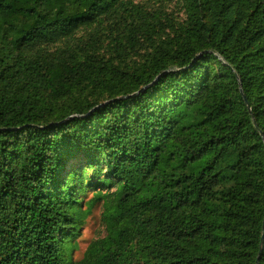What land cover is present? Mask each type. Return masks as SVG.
<instances>
[{"label": "trees", "instance_id": "obj_1", "mask_svg": "<svg viewBox=\"0 0 264 264\" xmlns=\"http://www.w3.org/2000/svg\"><path fill=\"white\" fill-rule=\"evenodd\" d=\"M167 1L0 0V264H264V0Z\"/></svg>", "mask_w": 264, "mask_h": 264}, {"label": "rangeland", "instance_id": "obj_2", "mask_svg": "<svg viewBox=\"0 0 264 264\" xmlns=\"http://www.w3.org/2000/svg\"><path fill=\"white\" fill-rule=\"evenodd\" d=\"M136 1H144L148 3L149 0H136ZM156 1V0H155ZM155 5L159 6L160 3L156 2ZM163 8L166 12L173 13L175 18H179V21L184 18V10L182 9L178 0H169L166 2ZM94 194V191H90L89 195L86 198V201L90 200ZM105 212L102 207V203L96 206L89 216L85 219L84 223H82L81 230L79 236L75 239L77 244L76 250L73 252V256L75 261H79L83 258L87 248L90 243L99 238H103L106 236V228L104 224Z\"/></svg>", "mask_w": 264, "mask_h": 264}, {"label": "water", "instance_id": "obj_3", "mask_svg": "<svg viewBox=\"0 0 264 264\" xmlns=\"http://www.w3.org/2000/svg\"><path fill=\"white\" fill-rule=\"evenodd\" d=\"M241 93L243 94V90L241 89ZM246 103H247V105H248V108L250 109V107H249V104H248V102L246 101ZM263 249V248H262ZM262 249H261V252H260V254L259 255H261V253H262ZM258 264L260 263V258L258 259V262H257Z\"/></svg>", "mask_w": 264, "mask_h": 264}]
</instances>
